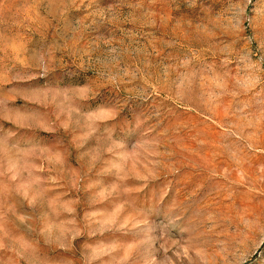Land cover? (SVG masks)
<instances>
[{
	"label": "rangeland",
	"instance_id": "1",
	"mask_svg": "<svg viewBox=\"0 0 264 264\" xmlns=\"http://www.w3.org/2000/svg\"><path fill=\"white\" fill-rule=\"evenodd\" d=\"M0 264H264V0H0Z\"/></svg>",
	"mask_w": 264,
	"mask_h": 264
},
{
	"label": "water",
	"instance_id": "2",
	"mask_svg": "<svg viewBox=\"0 0 264 264\" xmlns=\"http://www.w3.org/2000/svg\"><path fill=\"white\" fill-rule=\"evenodd\" d=\"M259 253H260V251L258 250V251L255 253V255L251 258L250 262H251L252 260H254V259L259 255ZM247 263H248V262H247Z\"/></svg>",
	"mask_w": 264,
	"mask_h": 264
}]
</instances>
